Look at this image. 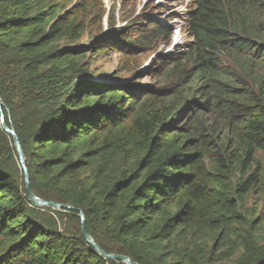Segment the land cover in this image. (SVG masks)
I'll return each mask as SVG.
<instances>
[{
  "label": "trees",
  "instance_id": "1",
  "mask_svg": "<svg viewBox=\"0 0 264 264\" xmlns=\"http://www.w3.org/2000/svg\"><path fill=\"white\" fill-rule=\"evenodd\" d=\"M104 12L102 0H0V116L19 137L33 192L75 208L64 213L82 210L106 253L137 264H264L242 216L260 167L248 172L264 152V0H199L193 43L167 72L202 84L190 124L195 101L180 102L175 83L139 102L128 86L76 78L86 47L129 60L171 36L154 25L78 44ZM4 151L20 165L0 118V169ZM8 173L0 264L121 263L99 256L82 231L74 247L36 226L26 186Z\"/></svg>",
  "mask_w": 264,
  "mask_h": 264
},
{
  "label": "rangeland",
  "instance_id": "2",
  "mask_svg": "<svg viewBox=\"0 0 264 264\" xmlns=\"http://www.w3.org/2000/svg\"><path fill=\"white\" fill-rule=\"evenodd\" d=\"M75 2L76 0H72L73 4ZM102 2L105 12L101 23L94 22L93 17L89 22L88 31L83 34L78 44L91 45L102 38L116 40L125 33L131 34L133 31L142 33L154 25H160L162 29L170 31L171 36L169 39L164 36L155 40L152 49L148 51L146 49L144 53L138 52L129 60L123 58L118 51L107 48L105 53H98L97 49L86 47L81 61L82 70L77 72L76 78L97 84L110 82L113 85L128 86L139 102L152 95L166 96L165 91L169 90L171 93V89L166 87L168 82L175 83L172 94L180 102L186 100L196 102L185 114L184 123L190 124L191 118L198 115L201 110L202 84L192 81L191 77L184 78L179 74L170 73L167 75V72L176 61L185 57L189 45L193 43L189 23L198 8L199 0H102ZM253 93L258 95V89L254 87ZM187 127L189 125L185 126ZM3 154L6 169H0V173L7 175L8 169H13L24 190L25 178L21 166L10 161L6 151ZM256 169L260 170L257 172L258 183L245 198L242 216L243 229L251 237L253 247L260 248L264 246V152L261 150L257 151L256 162L248 175L253 174ZM30 207L36 226L64 236L69 245L74 247H79L82 225L86 231L92 226L85 220L78 223L79 214L76 216L52 208H37L33 205Z\"/></svg>",
  "mask_w": 264,
  "mask_h": 264
},
{
  "label": "water",
  "instance_id": "3",
  "mask_svg": "<svg viewBox=\"0 0 264 264\" xmlns=\"http://www.w3.org/2000/svg\"><path fill=\"white\" fill-rule=\"evenodd\" d=\"M4 106L1 96H0V109H2ZM1 118V122H2V129L4 132H6L7 134H10L11 136H13V140H14V145H15V149L18 155V159L25 177V186H26V192H27V196L29 198L30 203L37 208H52L54 210H60V211H64V212H68L69 210H74L75 208L70 206V205H66V204H59L56 202H49V201H45L42 198H40L39 196H37L32 188H31V183H30V176H29V171H28V167L26 164V156L23 152L22 146H21V142L19 140V137L17 136V134L15 133L13 128L8 127L5 122H4V115L1 114L0 116ZM79 211V217L81 219L82 222H84L85 220V215L84 212L82 210H78ZM82 235L84 240L94 249V251L101 256L103 259L105 260H115V261H119L122 264H137L135 262H133L129 257L124 256V255H117V254H108L106 253L95 241V239L89 235L84 227V225H82Z\"/></svg>",
  "mask_w": 264,
  "mask_h": 264
}]
</instances>
